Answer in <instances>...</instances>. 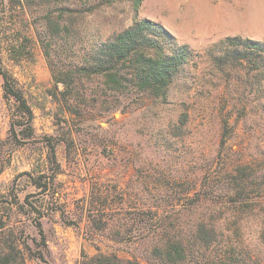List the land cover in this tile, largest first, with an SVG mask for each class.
Segmentation results:
<instances>
[{
  "label": "rangeland",
  "instance_id": "374dc122",
  "mask_svg": "<svg viewBox=\"0 0 264 264\" xmlns=\"http://www.w3.org/2000/svg\"><path fill=\"white\" fill-rule=\"evenodd\" d=\"M92 1L66 5L80 11L70 20L84 39L149 19L200 54L228 36L264 41V0H143L137 14L126 2L87 12ZM61 7L0 0V65L33 112L29 129L12 133L16 111L0 77V247H16L25 264H80L97 253L157 264L150 228L177 226L182 213L210 204L241 255L264 263V115L253 104L233 109L216 92L188 95L180 81L161 99L103 94L98 79L82 78L65 101L52 70L80 61L83 42L49 33ZM14 47L30 56L14 59ZM240 168L238 196L228 180Z\"/></svg>",
  "mask_w": 264,
  "mask_h": 264
},
{
  "label": "trees",
  "instance_id": "16d2710c",
  "mask_svg": "<svg viewBox=\"0 0 264 264\" xmlns=\"http://www.w3.org/2000/svg\"><path fill=\"white\" fill-rule=\"evenodd\" d=\"M55 1L63 3V7L59 8V16L55 20H47L51 36L68 38L72 46L77 40L83 42L77 49L82 52L80 61L65 70H52L55 84L64 89L61 94L65 101L76 91L82 78L98 79L103 94H139L161 99H165L173 83L180 81L188 95L193 93V96L204 99L216 92L218 96L227 97L226 101L233 109L240 106L245 113L246 107L253 104L255 111L264 115V41L228 36L211 44L200 54L179 43L165 27L149 19L134 20L128 27L113 31L104 39L94 36L84 39L78 35L70 20H73V13L80 11L66 6L69 0ZM121 2L128 3L132 12L137 14L143 0H93L87 12ZM15 50L18 48L14 47L11 51L16 60L30 56L29 52L22 51L24 49ZM0 77L4 96L13 100L16 111L17 120L12 124V133L13 127L29 129L33 118L30 106L16 87L13 77L1 65ZM232 113V110L229 111L224 119ZM224 119L222 124L226 129L227 121ZM242 171L240 168L239 175L228 180L230 185L239 189L238 196L243 192ZM196 196L197 207L206 204L207 199L199 191ZM208 206L210 204L197 213H182V221L177 226L161 221L150 228L149 233L154 239L150 256L157 264H252L249 262L252 256L248 261L241 255L239 243L227 236V219L223 213L210 210ZM189 215H192L191 221L186 220ZM39 233L42 236L41 230ZM259 239L264 245V226ZM0 264H25V260L16 247L5 241L0 247ZM80 264L142 263L137 258L97 253L82 257Z\"/></svg>",
  "mask_w": 264,
  "mask_h": 264
}]
</instances>
